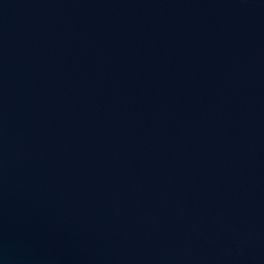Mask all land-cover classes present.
Returning a JSON list of instances; mask_svg holds the SVG:
<instances>
[{
    "label": "water",
    "instance_id": "95a60500",
    "mask_svg": "<svg viewBox=\"0 0 264 264\" xmlns=\"http://www.w3.org/2000/svg\"><path fill=\"white\" fill-rule=\"evenodd\" d=\"M0 264H264V0H0Z\"/></svg>",
    "mask_w": 264,
    "mask_h": 264
}]
</instances>
